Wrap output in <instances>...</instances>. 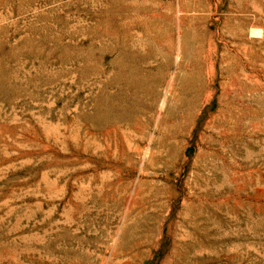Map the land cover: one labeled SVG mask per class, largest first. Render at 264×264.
Listing matches in <instances>:
<instances>
[{"label":"rangeland","instance_id":"obj_1","mask_svg":"<svg viewBox=\"0 0 264 264\" xmlns=\"http://www.w3.org/2000/svg\"><path fill=\"white\" fill-rule=\"evenodd\" d=\"M0 264H264V0H0Z\"/></svg>","mask_w":264,"mask_h":264}]
</instances>
